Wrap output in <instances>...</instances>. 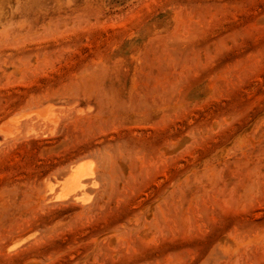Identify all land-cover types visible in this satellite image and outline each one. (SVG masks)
<instances>
[{
	"label": "rangeland",
	"instance_id": "1",
	"mask_svg": "<svg viewBox=\"0 0 264 264\" xmlns=\"http://www.w3.org/2000/svg\"><path fill=\"white\" fill-rule=\"evenodd\" d=\"M0 264H264V0H0Z\"/></svg>",
	"mask_w": 264,
	"mask_h": 264
},
{
	"label": "bare ground",
	"instance_id": "2",
	"mask_svg": "<svg viewBox=\"0 0 264 264\" xmlns=\"http://www.w3.org/2000/svg\"><path fill=\"white\" fill-rule=\"evenodd\" d=\"M40 113L44 114V117L46 116L44 112L43 113L40 112ZM53 125H55V123L52 124V127H53ZM1 129L3 130V128H1ZM55 132L56 131H54V133ZM38 134H40V133H38ZM5 135L10 136L9 133L8 134L6 133ZM33 135H34V133H33ZM89 165H90V163L88 161H81V162L78 161V163H75V165H73L70 168L69 172H67L68 174H65L66 175V176H64L65 179L62 178L64 180L63 181L61 180V182H59L60 185L62 186V188L59 192L55 193V195L52 199H54L56 201L71 200V201H77V202L85 203L86 200L81 196V193H82L83 189L87 186L86 180H88L94 176L93 169ZM68 169H69V167H68ZM15 246H13L12 248H15Z\"/></svg>",
	"mask_w": 264,
	"mask_h": 264
}]
</instances>
